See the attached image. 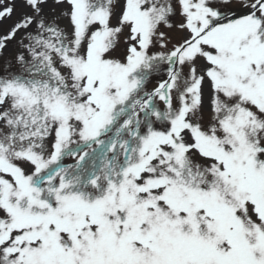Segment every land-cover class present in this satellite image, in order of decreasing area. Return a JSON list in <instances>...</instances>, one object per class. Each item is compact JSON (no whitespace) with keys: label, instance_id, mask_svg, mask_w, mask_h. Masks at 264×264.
I'll return each instance as SVG.
<instances>
[{"label":"rangeland","instance_id":"rangeland-1","mask_svg":"<svg viewBox=\"0 0 264 264\" xmlns=\"http://www.w3.org/2000/svg\"><path fill=\"white\" fill-rule=\"evenodd\" d=\"M179 1L106 0L102 2L103 4L101 2H91L92 5L89 4L91 7L85 10L80 0H0V76L10 75L9 72L5 71L15 68L17 65H26L23 68L24 70L20 67L17 73L18 75L22 74L26 76L23 80L24 83H15L9 87L0 81V101H5V91L9 93L14 91L16 94V91L22 86L24 89L31 88V84L26 83L31 78L37 80L38 78H43V74L53 75L54 78L55 74L61 76L63 83L66 82L67 85L73 87L75 92L78 90L80 94L77 97L79 104H77L76 109L69 105L66 107L67 118L65 119L68 123H65L62 118L60 120L56 118V121L59 120L68 129L69 134L65 140H62L56 132L50 131L47 138V151L53 146H58L60 142H64L67 145H71L74 142L80 143L81 140L78 139L81 137L82 129H85L83 126L89 128L91 125H102V123L98 122L100 117H98L97 111L100 109V105L97 96L102 91L103 96L116 97L119 87H122L121 81L111 74L89 73L82 79L80 64L83 62V54L89 56L91 49L96 48L97 45L95 43L94 46L87 50V43L94 39L98 40L100 35L107 30H116L119 33L123 46L129 43L141 44L145 39L146 24L142 23L140 11L144 10L145 15L148 16V24H150L149 32L151 33L152 30H155L156 25L163 20L168 19L170 23H175V18L181 15L182 10ZM201 1L208 3L213 0ZM263 2L264 0H249L245 3L243 1L239 3H226L225 6L229 8L222 14H216L211 10L212 12L208 11L205 16H201V14L195 17L190 15L188 20L190 21L188 23L189 26L184 27L180 33L179 41L192 38V34L197 35V37L192 38V49H190V52L192 50L194 54H191L188 60L180 58L183 60H181L177 71L178 73H183V75L181 79L176 80L177 84H181L184 89H187L188 95L186 99L192 104L193 120L197 127L201 125L206 128L203 120H206L207 124H213L215 127L218 117L224 115L219 110L222 106H226V103L223 101L226 100L228 94H231L230 88H223L226 84H235L234 90L253 91L256 80L261 77V73L257 70L261 67L260 65L264 64V56L261 59L262 62L258 63V67L256 65L248 67L236 55H242L245 61H247L245 53L242 51L248 49V47L250 48L254 43L258 44L261 41L264 43V14L260 15V27L253 33L251 31V34L245 33L241 37L240 42H237L235 38L228 41L231 33L228 36L222 37L230 29L221 28L217 30V35L225 39L223 44L227 42L226 46L228 47L237 46V49H231L234 54L227 59V63L217 65L216 61L212 58V55L216 54L212 42L207 41L208 38L196 40L198 35L207 33V29L213 25L218 24L217 27H221L225 22L233 18L259 9V6ZM105 9L106 12H104ZM82 24L85 26V32L83 36L81 35L82 37L78 36L76 42H74V38L77 36L75 34L76 26ZM202 29L205 30L201 31ZM173 31L176 32L174 29ZM63 43L65 45L64 50L61 49ZM70 46L71 48H69ZM181 54H183V51H181ZM35 57L39 58L37 62L34 60ZM33 63H36V65L31 66ZM237 68L243 70L242 75L241 72L237 71ZM256 71L257 75L255 76L253 74ZM189 78L190 81L187 82ZM214 79L218 81L212 83ZM59 95L62 94L53 93V96L58 97ZM223 95L224 99L222 100L221 97ZM47 97L48 94L46 93L43 99ZM29 98L22 103H13L12 110L19 113L26 124L38 123L42 119L40 116L42 117L44 112L39 110L42 109L40 103L36 107H33L29 102H26ZM214 110L215 112L212 113ZM36 111L39 114L35 113ZM201 111L211 114L204 118L200 113ZM118 123L119 120L117 121ZM117 124L114 126L111 123L110 125L114 134L119 133L116 130L118 128ZM102 128L108 127L103 126ZM193 128L195 127H192L187 121L186 128H183L181 135L175 137V141L179 146L178 150L195 154L198 151L197 148L204 149L205 154L211 160L216 159V157H218L220 162L227 160V156L231 153L230 146L226 144L230 142L226 139L231 134L228 122L222 124L218 132L216 130V135L212 136V140L204 142L200 141L196 134H194ZM111 134L112 131L106 137L110 138ZM23 141V138L19 139L20 146ZM167 149H169L168 153H166ZM173 150L174 147L172 146L161 147L156 150L157 158L153 160H149L145 155L138 157L137 159L140 158L143 161L140 168L137 166L135 169L125 171L122 177V183L127 190L126 193L129 195L130 191H132L138 196V199L129 201L130 206L136 209L132 216L135 219L127 220L125 217L128 225L134 226L135 231L129 232L126 235L123 233L121 234V238L115 236L113 243L107 240L110 236L100 238L101 223L97 222V227L89 226L88 224L97 215L96 211L77 208L74 202H70L63 210L55 212L56 216L52 220L50 219L47 225L54 226L58 221V224L61 225L59 228H62L64 231L78 230V228L82 227L89 230L91 234L95 235L96 240L91 238V242H88V244L83 243V245L85 248H93V250L100 246L113 247L115 250L119 246L127 247L132 240L130 239L131 237L135 239L138 246L149 248L150 245L153 246V237L156 234L157 238H160L159 243L161 245L169 244L171 239L168 235L166 233L158 234L151 223H149V220H153L154 215H149L152 219H145L143 218V212L151 211V208L147 205L149 200L160 201L159 203L169 207V194L167 193L166 183L163 182L160 186V183L156 179L160 178L166 181L168 175L166 172L175 173L178 171L175 167L173 154L170 156ZM39 155L45 156L42 153L37 154L36 150L30 146L29 149H24L16 155V158H18L17 164L21 168V171L19 169L14 170L13 173H3L0 170V217L5 219V223L0 224V233L4 232L3 235H5L4 238L0 237V260L2 261L22 264L27 259V254L33 250V242L26 232L27 227L10 224V222L16 218L19 210L23 212V209H27L26 202L17 199V190L25 186V180L32 179L36 175V170H38V165L40 164ZM179 160L183 164V167L179 168V170L181 173L186 174L188 170L187 156H181ZM195 167L198 168L197 166ZM142 169L145 171L143 175ZM155 186L156 191H153ZM73 194L77 195V193ZM67 196L68 194L63 196L62 203L66 201L64 199ZM151 196L153 197L150 199ZM43 198L46 197L43 195ZM114 207L115 205L111 204L109 208L112 209ZM115 210H117L116 207ZM157 215L158 224L164 225L166 230L171 233L170 237L172 238L174 234L170 227L171 221L166 215ZM95 220L97 219L95 218ZM247 224L250 225V223ZM28 227L36 228L35 225H29ZM108 229L111 233L115 231L110 228ZM157 229H160V227H157ZM38 230L43 237V241H45V232L42 230V226ZM116 232L122 233V230H117ZM47 233L51 234L50 232ZM104 235L109 234L104 233ZM76 238L71 237L64 241L63 235L54 236L55 241L63 242V249L67 250H69V243H71V246L73 245L70 241ZM167 248L165 249L166 253ZM171 251L169 250L170 254ZM187 262L191 264V259L188 258ZM101 263L103 264L102 260Z\"/></svg>","mask_w":264,"mask_h":264}]
</instances>
